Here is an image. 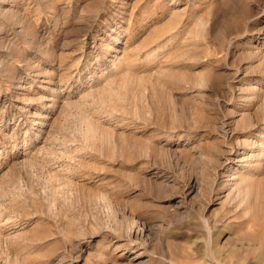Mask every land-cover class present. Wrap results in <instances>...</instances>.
I'll return each mask as SVG.
<instances>
[{"label": "rangeland", "instance_id": "rangeland-1", "mask_svg": "<svg viewBox=\"0 0 264 264\" xmlns=\"http://www.w3.org/2000/svg\"><path fill=\"white\" fill-rule=\"evenodd\" d=\"M0 264H264V0H0Z\"/></svg>", "mask_w": 264, "mask_h": 264}]
</instances>
